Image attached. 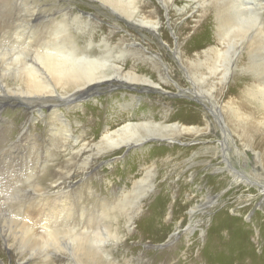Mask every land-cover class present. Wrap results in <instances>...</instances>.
I'll return each instance as SVG.
<instances>
[{"label": "rangeland", "instance_id": "obj_1", "mask_svg": "<svg viewBox=\"0 0 264 264\" xmlns=\"http://www.w3.org/2000/svg\"><path fill=\"white\" fill-rule=\"evenodd\" d=\"M201 1L175 0L168 10L164 0H156L163 9L161 14L165 18L164 27L169 39L175 43L178 37L184 42L191 38L192 44L185 49L187 56H192L195 48L204 50L223 41L228 44L226 39L233 45L230 50L234 44L239 48L234 57L229 91L223 94L218 87L215 92L217 109L212 116L213 125L208 128L204 122H188L201 126L203 130L180 137L184 142L171 145L167 138H153L144 144L148 146L147 150L133 151L134 148L122 147L112 155L99 153L95 148L88 151V154H94V158L87 165L90 177H86L77 170L81 162L73 155L70 161L68 152L53 148L55 151L51 150L49 155L48 125L30 130L36 138L34 147L29 149L26 140L18 141L23 113L16 104L8 102L3 105L7 107L3 112L7 121L0 120V161L4 160V164L0 162V259L7 260V264H45L46 260L47 264H264L261 239L257 237L261 227L258 222L264 221V107L259 91L264 87V0H214L204 8ZM205 10L204 17L200 13ZM193 17H204L200 28L194 29ZM216 32H223V35L220 33L218 37ZM170 54L166 53V58L173 63L174 53ZM184 63L188 68L189 64ZM184 76H187L186 71ZM186 78L184 87H193L191 79ZM106 94L109 95V91L95 92L93 97L100 99ZM199 94L192 101L203 108L205 105L214 107L205 92ZM148 95L150 101L156 100V93ZM165 95L173 107L175 99L189 98L187 94L173 91ZM230 100L234 107L242 104L256 115L260 123L252 128L253 134H243L235 120L222 110L225 104L230 105ZM103 102L101 117L105 120L108 115L116 113L108 106V98H103ZM72 111L75 113L76 110ZM86 116L78 112L72 120L86 119ZM95 135L99 136L100 131ZM9 143L17 146H7ZM162 145L164 152L157 153L155 148ZM175 148L185 151L179 153L180 150ZM10 149L14 151L11 161L5 156ZM142 151L147 152L145 157ZM224 156L240 172L239 177L234 171L230 172L232 166ZM66 170L72 171L76 182L67 197L59 200L53 195L48 196V192L54 191H48L50 180ZM135 179L140 183L134 188ZM124 187L130 191L121 199L119 193ZM120 200L124 202L119 203ZM81 218L84 221L98 219V222L87 224L88 227L84 223L86 226L81 227ZM85 227L88 237L83 234ZM42 228L54 231L53 239ZM16 231H22L23 238L16 237ZM6 235H11L8 245L13 247L4 244L2 237ZM119 236L124 238H115ZM73 240L79 243L73 244ZM49 252L52 257L44 259ZM0 264H3L1 260Z\"/></svg>", "mask_w": 264, "mask_h": 264}, {"label": "bare ground", "instance_id": "obj_2", "mask_svg": "<svg viewBox=\"0 0 264 264\" xmlns=\"http://www.w3.org/2000/svg\"><path fill=\"white\" fill-rule=\"evenodd\" d=\"M174 1L164 0L168 10ZM212 1L214 0H203L201 6L204 8ZM13 3L14 6L11 5ZM206 10L200 13L204 14V17ZM162 11L161 5L156 0H0V120L7 121L3 116L7 107L3 105L8 102L18 105L24 116L18 141L26 140L28 143L26 146L29 149L34 147L36 138L30 130L41 125H48L49 129L46 127L48 135H46L50 145L49 152L53 148L62 149L70 154V161L73 156L77 158V161L81 162L77 170L82 171L86 177H90V172L87 173V165L94 158V154H88V151L95 148L99 153L106 152L111 155L122 147L134 148L133 151H141L143 148L147 150L148 146L144 144L148 140H154L153 138L162 140L167 138V143L173 145L176 142H184L179 139L180 137L188 134L195 135L203 130L201 126L190 125L188 122H204V124L207 123L208 128L212 126L214 123L212 116L217 109L215 92L218 87L223 94L229 91L234 57L239 48L234 44V48L230 50L233 45H230L229 39H226L228 44L223 41L222 44L211 45L204 50L195 48L193 55L187 56L185 49L192 44L191 38H187L188 41L184 42L178 37L173 43L167 36ZM166 14L169 17V12ZM203 18L193 17L195 19L194 29L197 26L200 28ZM220 33L222 36L223 32ZM220 33L216 32V36L219 37ZM171 52L174 53L173 63L166 58V53L169 55ZM184 62L189 64L188 68ZM185 71L193 87H184L187 79V76H184ZM116 88L123 89L117 90ZM100 91H109V95L106 94L107 96H102L100 99L93 97L95 92ZM138 91H143V93L137 94ZM170 91L176 94H187L189 98L175 99L173 107L165 95ZM200 91L209 96L207 100L214 105L213 108L209 105L203 108L192 101L200 96ZM259 91L262 93V106L264 107V87ZM149 93H156L154 102L150 101ZM103 98H108V106L114 111L113 113H116L108 115L105 120L101 117L105 106ZM91 101L98 103L91 104ZM229 102L230 105L225 104L222 110H225V113L235 120L243 134L246 136L253 134L252 128L260 123L256 115L245 109L242 104L234 107L232 101ZM72 109L76 110V114L78 112L83 115L87 114L86 119L80 117V120H72L76 115L72 113ZM91 127H94L93 130H90ZM97 129L100 131L99 136L95 135ZM224 134L227 139L226 130ZM6 141L3 142L6 143ZM89 143L92 144L89 146ZM7 146L15 148L17 145L9 143ZM4 150H1V153ZM155 150L157 153H163L164 146H158ZM175 150H180L179 153L185 151L182 148H175ZM13 152L11 150L5 155L10 161L13 158ZM146 153V151L143 152L144 157ZM225 155L227 157V151ZM226 157L224 156L226 162L230 164ZM1 164H4V160ZM230 166H232L230 172L234 171L236 176L240 174L233 165L230 164ZM151 167L148 169H152ZM242 176L246 178L245 175ZM75 183V175L71 170H66L50 180L48 191H54H47L48 196L53 195L54 198L58 197L62 200L67 197ZM137 183L140 181L133 180L134 188ZM121 190L119 198L122 199L130 190L127 187ZM123 202L119 201V203ZM63 204L67 206L66 201ZM194 212L193 210L191 213L192 217ZM257 217L260 216L257 215ZM97 220L84 221L82 219L83 224H81L82 221L80 224L81 227L87 224H97ZM253 220L257 219L253 218ZM128 221L131 220L128 219ZM133 223L134 221L131 222ZM258 223L261 227L259 230L257 228V237L261 239L264 256V221ZM43 225L46 226L45 223ZM86 227L82 229L85 230ZM93 228L90 227V230ZM44 231L49 237L55 235L52 230L45 229ZM83 232L88 237L89 232L87 233L86 230ZM93 232L92 235L95 234ZM15 235L20 237L19 239L23 236L22 231H16ZM67 236L70 237V234ZM10 237L11 235L2 237L6 246L10 242ZM82 238L83 236L80 239ZM115 238L122 240L124 237ZM78 243L73 240V244ZM8 246L13 247V245ZM79 247L82 248L81 245ZM21 248L22 246L19 249ZM52 255L49 252L43 258L49 259ZM259 257L262 258L260 254ZM0 260L3 264H7V260ZM44 263L47 264L48 260Z\"/></svg>", "mask_w": 264, "mask_h": 264}]
</instances>
